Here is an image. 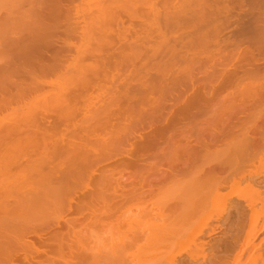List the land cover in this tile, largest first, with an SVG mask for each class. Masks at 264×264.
<instances>
[{
	"label": "rangeland",
	"instance_id": "374dc122",
	"mask_svg": "<svg viewBox=\"0 0 264 264\" xmlns=\"http://www.w3.org/2000/svg\"><path fill=\"white\" fill-rule=\"evenodd\" d=\"M26 1L37 14L28 12ZM30 1L13 8L6 22L1 19L6 26L0 21V218L5 223L0 221V260L9 254L3 258L8 264H32L35 245L41 249L47 244L44 239L55 233L64 236L83 227L85 264L264 262V0H147L151 19L144 16L143 5L128 6L131 0H113V6H123L114 8L112 0H102L105 24L102 19L96 22L105 31L99 34L100 27L89 24L92 30L85 31L91 38L79 31L93 19V6L82 0ZM109 3L112 7L106 8ZM22 18H28L24 24ZM18 29L23 30L17 35ZM45 92L52 98L46 100ZM98 106L105 110L101 113ZM64 153L73 157L69 160ZM47 183L59 187L51 190ZM43 195L51 201H44ZM25 197L29 201H23ZM29 204L35 208L32 212ZM54 204L62 205L61 210ZM18 207L22 210H15ZM47 213L55 217L43 216ZM33 230L45 236V242ZM19 236L26 243H20ZM15 241L21 247L29 242L33 250L25 251L31 257ZM8 245L11 253L4 250L5 255L2 249Z\"/></svg>",
	"mask_w": 264,
	"mask_h": 264
},
{
	"label": "bare ground",
	"instance_id": "6f19581e",
	"mask_svg": "<svg viewBox=\"0 0 264 264\" xmlns=\"http://www.w3.org/2000/svg\"><path fill=\"white\" fill-rule=\"evenodd\" d=\"M22 1H23V0H0V21H1V19L4 17L2 20H3L4 22H6L5 20H7L8 17L12 16V15H11L12 9H13V8H16L18 5H20V3H22ZM32 1H33V0H32ZM37 1H38V0H37ZM37 1H36V2H37ZM69 1H70V0H69ZM74 1H75V0H74ZM110 1H111V0H110ZM116 1H117V0H116ZM118 1H119V0H118ZM120 1L122 2V0H120ZM197 1H198V0H197ZM200 1H201V0H200ZM203 1H204V0H203ZM203 1H202V4H200V5H204V4H203ZM205 1H208V0H205ZM212 1H213V0H212ZM26 2H27V1H26ZM26 2H25V3H26ZM29 2H31V1L29 0ZM102 2H103L102 0H82V2H81L83 5L86 4V5H88L89 7H92V6H93V7L95 8L94 12H91V13L94 14V17H93V15L91 16V15L87 14V17L90 16V17L93 18V19H90V21H89V20H86L87 17H85L84 20H86V21L88 22V25L90 24V25L92 26V25L94 24V25L97 26L98 28L100 27L99 30H101V31H98L99 34L102 33V31H105V30H103V29H104L103 24H105V23H103V21L105 22V20H104V12H106V11H103V15H101V14H102V9H103V7L101 6ZM106 2H109V1L107 0ZM123 2H124V1H123ZM126 2H128V1H126ZM208 2H209V1H208ZM216 2H217V1H216ZM25 3H23V4H25ZM27 3H28V2H27ZM27 3H26V5H29V6H30V4H29V3L27 4ZM41 3H42V2H41ZM41 3H39L38 6H40ZM44 3H47V2L44 1ZM72 3H74V2H72ZM76 3H77V2H76ZM76 3H75V4H72V5L75 6ZM104 3H105V2H104ZM110 3H111V2H110ZM110 3L108 4L109 6H108V5H104V6H106V8H108V7L110 8V7L113 6V0H112V6L110 5ZM115 3H116V2H115ZM115 3H114L113 8L116 7V5H118L120 2H117L118 4H116V5H115ZM129 3H130V5H128V6H131V5H132V6H136V5H141V6H142V5H143L144 8H145V13L143 12V13H144V16H145L147 19L150 18V16H147V15H149V14H148V11H147V10H148V7H147V6H148V3H147V0H131V2L129 1ZM199 3H200V2H199ZM209 3H210V2H209ZM240 3H241V2H240ZM33 4H34V3H33ZM124 4H125V2L123 3V5H124ZM205 4H208V3L206 2ZM212 4H213V3H212ZM222 4H223V3H222ZM26 5H25V6H26ZM45 5H47V4H45ZM102 5H103V4H102ZM125 5H126V4H125ZM160 5H161V4H160ZM209 5H210V4H209ZM120 6H122L121 3H120ZM150 6H151V4H150ZM157 6H158V5H157ZM20 7H23V6H20ZM33 7H34V5H33V6H30L28 12L31 13V12L33 11V15H35V14H37V13H36V11H35V10H36L35 8L32 9ZM47 7H48V6H47ZM70 7H71V6H70ZM93 7H92V8H93ZM122 7H123V6H122ZM125 7H126V6H125ZM158 7H159V6H158ZM25 8H26V7H25ZM61 8H62V7H61ZM71 8H72V7H71ZM71 8H70V11H71ZM76 8H77V7H76ZM94 8H93V9H94ZM117 8H118V7H117ZM127 8H128V7H127ZM23 9H24V7H23ZM23 9L21 8L20 10H23ZM27 9H28V8H27ZM31 9H32V10H31ZM53 9H54V8H53ZM58 9H59V8H58ZM68 9H69V8H68ZM68 9H66V10L68 11ZM83 9H84V8H81V12L79 11V13H81V14L84 13V12H82V11H84ZM85 9H86L87 11L89 10L88 8H85ZM120 9H121V8H120ZM128 9H131V8H128ZM132 9H133V7H132ZM132 9H131V10H132ZM136 9H137V7H136ZM207 9H208V8H207ZM221 9H222V8H221ZM14 10L16 11V9H14ZM20 10H19V12H20ZM30 10H31V11H30ZM43 10H44V7H43ZM45 10H46V9H45ZM86 10H85V11H86ZM110 10H111V9H110ZM121 10H122V9H121ZM133 10H134L133 12H136L135 9H133ZM138 10H139V9H138ZM143 10H144V9H143ZM156 10H157V9H156ZM17 11H18V10H17ZM56 11H57V10H56ZM119 11H120V10H119ZM34 12H35V14H34ZM39 12H41V11L39 10ZM71 12H72V11H71ZM73 12H74V11H73ZM116 12H117V11H116ZM158 12H159V11H158ZM223 12H224V11H223ZM21 13H23V11H21ZM61 13H62V11L60 12V14H61ZM66 13H69V12H66ZM76 13H77V12H76ZM79 13H77V15H78ZM89 13H90V12H89ZM107 13L109 14V11H108ZM123 13H124V12H123ZM138 13H140V12H137V13H134V14H138ZM151 13H152V11H151ZM81 14H80V15H81ZM108 14H105V15H108ZM129 14H130V13H129ZM141 14H142V12H141ZM15 15H16V14H15ZM40 15H41V14H40ZM74 15H75V18H76L77 15H76L75 13H74ZM88 15H89V16H88ZM118 15H119V14H118ZM130 15H131V14H130ZM150 15H151V14H150ZM16 16H17V15H16ZM18 16H19V14H18ZM18 16H17V17H18ZM25 16H27V14H25ZM25 16H23V17H25ZM41 16H43V15H41ZM83 16H85V15L83 14ZM101 16H102V17H101ZM109 16H111V15L109 14ZM133 16H134V15H133ZM138 16H139V15H138ZM140 16H141L142 19H143V16H142V15H140ZM185 16H186V15H185ZM5 17H7V18H5ZM20 17H21V16H20ZM68 17H70V15H69ZM71 17H72V16H71ZM79 17H80V16H79ZM100 17H101V18H100ZM134 17H136V16H134ZM34 18H36V17H34ZM72 18H74V16H73ZM72 18H71V20H74V19H75V18H74V19H72ZM81 18H82V16H81ZM4 19H5V20H4ZM18 19L20 20V18H18ZM18 19H17V20H18ZM27 19H28V18H27ZM27 19L25 20V19L22 18V20H24L23 24L25 23V21H27ZM29 19L31 20V22L33 21V19H31V18H29ZM36 19H37V18H36ZM40 19H41V18H40ZM67 19H68V18H67ZM77 19H78V18H77ZM79 19H80V18H79ZM79 19H78V20H79ZM88 19H89V18H88ZM98 19H102V20H100V22L103 23L101 26H100V22H99V23H97L98 21L96 22V20H98ZM106 19H108V17H106ZM111 19H112V17H111ZM130 19H131V18H130ZM139 19H140V17H139ZM150 19H151V18H150ZM159 19H160V18H159ZM19 20H18V23H19ZM56 20H57V19H56ZM62 20H63V19H62ZM80 20H81V19H80ZM109 20H110V19H109ZM119 20H120V19H119ZM143 20H144V19H143ZM157 20H158V19H157ZM3 21H1V22H2V25H3ZM37 21L39 22V20H37ZM66 21H67V20H66ZM69 21H70V20H69ZM75 21H76V20H75ZM91 21H94V22L91 23ZM147 21H148V20H147ZM153 21H154V20H153ZM20 22H21V20H20ZM28 22H30V21H28ZM28 22L26 23L27 25L29 24ZM31 22H30V24H32ZM41 22H42V21H41ZM95 22H96L97 24H99V25H97ZM110 22H111V21H110ZM119 22H120V21H119ZM145 22H146V21H145ZM33 23H34V22H33ZM42 23H43V22H42ZM77 23H78V21H77ZM77 23H76V24H77ZM83 23H84V22H83ZM108 23H109V22H108ZM112 23H113V22H112ZM115 23H116V22H115ZM142 23H144V21H143ZM152 23H153V22H152ZM156 23H157V22H156ZM0 24H1V23H0ZM85 24H86V23H85ZM85 24H83V26H82V32L79 31L80 33H82V34H80V35L83 36V35L86 33V34H85L86 38H91V33H88L87 31L90 32V31L92 30V27H93L94 25H93L92 27L89 25V26H90V27H89L87 24H86V26H84ZM4 25L6 26V23H4ZM4 25H3V27H4ZM33 25H34V24H32V26H33ZM69 25H70V24H69ZM106 25H107V24H106ZM145 25H146V24H145ZM145 25H144V26H145ZM0 26H1V25H0ZM20 26H21V25H20ZM64 26H65V25H64ZM152 26H154V25H152ZM23 27H25V26H23ZM27 27H29V26H27ZM30 27H31V26H30ZM75 27H76V25H75ZM79 27H80V26H79ZM85 27H87V28H85ZM88 27H89V28H88ZM192 27H193V26H192ZM192 27H191V28H192ZM218 27H219V26H218ZM8 28H10V27L8 26ZM8 28H7V29H8ZM14 28H15V27H14ZM16 28H17V27H16ZM18 28H19V27H18ZM102 28H103V29H102ZM261 28H262V27H261ZM263 28H264V27H263ZM85 29H87V31H85ZM88 29H89V30H88ZM144 29H147V28L144 27L143 30H144ZM0 30H1V29H0ZM12 30H13V29H12ZM14 30H16V29H14ZM19 30H23V29H18V30L16 31V34H17V32H18ZM79 30H81V29H79ZM147 30H148V29H147ZM147 30H144V31L146 32ZM131 31H132V30H131ZM148 31H150V30H148ZM152 31H153V30H152ZM152 31H150V32H152ZM215 31H216V30H215ZM218 31H219V30H218ZM76 32H78V31L76 30ZM150 32H149V33H150ZM20 33H21V31H20ZM35 33H36V32H35ZM87 33H88V37H87ZM149 33H148V34H149ZM9 34H10V32H9ZM9 34H8V35H9ZM18 34H19V32H18ZM18 34H17V35H18ZM93 34H95V33H93ZM102 34H103V33H102ZM105 34H106V33H105ZM135 34H136V35L138 34L137 37H140V36L142 35V33H141V35H140V34L138 33V31H137V33L135 32ZM143 34L146 35L145 33H143ZM152 34H153V33H152ZM80 35H79V36H80ZM95 35H96V34H95ZM128 35H129V34H128ZM1 36H2V35H1ZM19 36H20V35H19ZM92 36H93V35H92ZM100 36H101V35H100ZM28 37H29V36H28ZM148 37H151V36H148ZM7 38H8V37H7ZM21 38H22V37H21ZM83 38L85 39V37H82V39H83ZM95 38H96V37H95ZM143 38H144V37H143ZM79 39H80V38H79ZM99 39H100V38H99ZM104 39H105V38H104ZM137 39H138V38H137ZM146 39H148V38H146ZM203 39H204V38H203ZM8 40H9V39H8ZM10 40H11V39H10ZM12 40H15V39H12ZM37 40H38V39H37ZM90 40H91V39H90ZM90 40H89V42H90ZM91 41H92V40H91ZM102 41H103V40H102ZM136 41H137V40H136ZM143 41L145 42V41H147V40H143ZM149 41H150V40H149ZM7 42H8V41H7ZM70 42H71V41H70ZM133 42H134V41H133ZM137 42H138V41H137ZM62 43H63V42H62ZM76 43H77V42H76ZM85 43H87V42H85ZM100 43H101V42H100ZM1 44H2V42H1ZM3 44H5V43H3ZM3 44H2V45H3ZM10 44H11V43H10ZM142 44H143V43H142ZM11 45H12V44H11ZM136 45H137V44H136ZM196 45H197V44H196ZM0 46H1V45H0ZM5 46L7 47L8 45L6 44ZM5 46L3 45V49L5 48ZM75 46H76V45H75ZM142 46H143V45H142ZM198 46H199V45H198ZM1 47H2V46H1ZM144 47H145V46H144ZM199 47H200V46H199ZM7 48H8V47H7ZM68 48H69V47H68ZM136 48H137V47H136ZM136 48H135V49H136ZM145 48H146V47H145ZM22 49H23V48H22ZM76 49H79V48H76ZM87 50H88V49H87ZM138 50H139V48H138ZM138 50H137V51H138ZM145 50H146V49H145ZM1 51H2V50H1ZM3 51H4V50H3ZM133 51H134V50H133ZM84 52H85V51H84ZM99 52H100V51H99ZM135 52H136V50H135ZM138 52H140V51H138ZM138 52H136V53H138ZM0 53H2V52H0ZM5 53H8V52L6 51ZM75 53H77V52L75 51ZM92 53H93V52H92ZM81 54H82V53H81ZM90 54H91V53H90ZM132 54H133V53H132ZM3 55H4V53H3ZM84 56H85V55H84ZM134 56H135V55H134ZM79 57H80V56H79ZM8 59H9V58L7 57V61H8ZM36 59H37V58H36ZM77 59H78V58H77ZM77 59H76V60H77ZM79 59H80V58H79ZM61 60H62V59H61ZM134 60H135V59H134ZM190 60H191V59H190ZM78 62H79V61H78ZM189 62H190V61H189ZM72 63H73V62H72ZM79 63H80V62H79ZM97 63H98V62H97ZM133 63H134V62H133ZM60 64H61V63H60ZM75 64H76V62H75ZM89 64H90V63H89ZM69 65H71V64H69ZM85 65H86V64H85ZM62 66H63V65H62ZM72 66H73V65H72ZM88 66H92V64H91V65H88ZM4 67H5V66H4ZM67 67H68V66H67ZM97 67H98V66H97ZM68 68H69V67H68ZM72 68H73V67H72ZM82 68H83V66H82ZM89 68H90V67H89ZM78 69H79V68H78ZM76 70H77V68H76ZM76 70H75V72H76ZM81 70H83V69L80 68V69L77 70V71H78V72H79V71L81 72ZM187 70H188V69H187ZM88 71H89V69H88ZM191 71H192V70H191ZM4 72H5V71H4ZM84 72H85V71H84ZM84 72H83V73H84ZM86 73H87V72H86ZM88 73H89V72H88ZM76 74H77V73H76ZM74 75H75V74H74ZM84 75H85V74H83V76H84ZM87 77H88V76H87ZM37 79H39V78H37ZM58 80H59V79H58ZM82 80H83V79H82ZM87 80H88V78H87ZM87 80H86V81H87ZM36 81H37V80H36ZM44 81H45V80H44ZM44 81H43V82H44ZM11 82H12V81H11ZM37 82H40V79H39V81H37ZM49 82H50V81H49ZM79 82H80V81H79ZM87 82H89V81H87ZM87 82H86V84H87ZM45 83H46V81H45ZM4 84H5V83H4ZM42 84L44 85V83H42ZM82 84H83V83H82ZM83 85H84V84H83ZM83 85H82V86H83ZM87 85H88V84H87ZM87 85H85V87H87ZM21 86H22V85H21ZM46 86H47V85H46ZM46 86H45V87H46ZM58 86H61V84L58 85ZM80 86H81V85H80ZM82 86H81V88H82ZM104 86H106V85H104ZM23 87H24V86H23ZM64 87H65V85H64ZM109 87H110V86H109ZM60 88H61V87H60ZM60 88H59V89H60ZM68 88H69V87H67V86H66V88H65V89L67 90V92L69 91ZM126 89H127V88H126ZM66 90H65L63 93H65ZM84 90H85V89H84ZM113 90H114V89H113ZM116 90H117V89H116ZM61 91H62V90H61ZM80 91H81V90H80ZM87 91H88V90H87ZM99 91H100V90H99ZM104 91H105V90H104ZM67 92H66V94H67ZM105 92H106V91H105ZM108 92H109V91H108ZM111 92H112V91H111ZM114 92H115V91H114ZM45 93H46V92H45ZM59 93H60V92H59ZM63 93H61V95H64ZM68 93H69V92H68ZM117 93H119V92H117ZM121 93H122V92H121ZM121 93H119V94H121ZM128 93H129V92H127V94H128ZM42 94H43V93H42ZM42 94H41V95H42ZM109 94H110V93H109ZM46 95L48 96V97H46V98H47L46 100H48V98H49V96H50L51 94H49V92H48V94L46 93ZM57 95L61 96L60 94H57ZM105 95H106V94H105ZM110 95H111V94H110ZM112 95H113V94H112ZM0 96H1V95H0ZM59 96H58V97H59ZM108 96H109V95H108ZM127 96H128V95H127ZM129 96H130V95H129ZM41 97H42V96H41ZM44 97H45V94H44ZM44 97H43V98H44ZM55 97H56V96H55ZM58 97H57V99H58ZM64 97L66 98V96H64ZM67 97H68V96H67ZM88 97H89V96H88ZM95 97H96V96H95ZM98 97H99V96H98ZM102 97H103V96H102ZM123 97H124V96H123ZM51 98H52V96H51L49 99H51ZM53 98H54V97H53ZM62 98H63V96H62ZM89 98H90V97H89ZM92 98H93V97H92ZM100 98H101V97H100ZM111 98H112V97H111ZM60 99H61V98H60ZM96 99H97V98H96ZM103 99H104V98H103ZM116 99H117V97H116ZM125 99H126V97H125ZM1 100H2V99H1ZM87 100H88V99H87ZM101 100H102V99H101ZM110 100L113 101L112 99H110ZM110 100H109V101L107 100V101H108L107 104L110 102ZM131 100H132V99H131ZM53 101H54V99H53ZM57 101H58V100H57ZM57 101H56V102H57ZM85 101H86V100H85ZM104 101H105V99H104ZM104 101H103V102H104ZM118 101H119V100H118ZM118 101H117V102H118ZM45 102H46V101H45ZM48 102H49V101H48ZM48 102H47V104H48ZM51 102H52V101H51ZM51 102H50V103H51ZM56 102H55V104H56ZM59 102H60V101H59ZM90 102H91V101H90ZM61 103H62V102H61ZM110 103H113V102H110ZM42 104H44V103H42ZM52 104H53V103H52ZM58 104H59V103H58ZM58 104H57V105H58ZM62 104H64V103H62ZM70 104H71V103H70ZM68 105H69V103H68ZM71 105H72V104H71ZM93 105H94V104H93ZM103 105H104V108L108 106V105L105 106L106 104H103ZM103 105H102V106H103ZM111 105H112V104H111ZM130 105H131V104H130ZM33 106H35V104H34ZM44 106H45V105H44ZM47 106H48V105H47ZM47 106H46V107H47ZM55 106H56V105H55ZM109 106H110V105H109ZM52 107H53V106H52ZM72 107H73V105H72ZM72 107L69 108V109H72ZM42 108H43V107H42ZM98 108H99V106H98ZM102 108H103V107H100V108H99V109H100V110H99L100 112L102 111ZM104 108H103V111L105 110ZM40 109H41V108H40ZM53 109H54V108H53ZM58 109H59V108H57V110H58ZM73 109H74V107H73ZM73 109H72V110H73ZM84 109H85V108H84ZM90 109H91V108H90ZM129 109H130V108H129ZM33 110H34V109H33ZM33 110H32V111H33ZM54 110H55V109H54ZM22 111H23V110H22ZM42 111H44V110H42ZM48 111H49V110H48ZM67 111H68V110H67ZM70 111H71V110H70ZM70 111H68V112L70 113ZM74 111H75V110H74ZM99 111H97V112L99 113ZM103 111H102V112H103ZM29 112H30V110H29L28 112H25V113H29ZM62 112H63V111H62ZM62 112H61V113H62ZM71 112H72V111H71ZM78 112H79V111H78ZM86 112H87V111H85V113H86ZM97 112H96V113H97ZM102 112H101V113H102ZM17 113H18V112H17ZM49 113H50V111H49ZM61 113H59V114H61ZM72 113H76V111H75V112H72ZM98 113H97V114H98ZM101 113H100V114H101ZM128 113H129V112H128ZM50 114H51V113H50ZM56 114H57V113H56ZM77 114H78V113H77ZM17 115H18V114H17ZM17 115H16V116H17ZM19 115H20V116H21V115L24 116V114H19ZM27 115H29V114H27ZM31 115H32V114H31ZM93 115H94V114H93ZM98 115H99V114H98ZM98 115H97V116H98ZM102 115H103V114H102ZM16 116H15V117H16ZM61 116H63V115H61ZM71 116H72V115H71ZM88 116H91V115H88ZM95 116H96V115H95ZM99 116H100V115H99ZM18 117H19V116H18ZM26 117H27V116H26ZM58 117H60V115H59ZM11 118H12V116H10V119H11ZM22 118H23V117H22ZM24 118H25V116H24ZM63 118H64V116H63ZM82 118H83V117H82ZM88 118H89V117H88ZM30 119H31V118H30ZM15 120L18 121V119H15ZM19 120H21V119H19ZM87 120H88V119H87ZM122 120H123V119H122ZM22 121H24V120H22ZM27 121H28V120H27ZM18 122H20V121H18ZM30 122H31V121H30ZM33 122H34V121H33ZM33 122H31V123H33ZM91 122H92V120H91ZM16 123H17V122H16ZM28 123H29V122H28ZM7 124H8V123H7ZM11 124H12V123H11ZM13 124H14V123H13ZM90 125H91V123H90ZM92 125H93V123H92ZM112 125H113V124H112ZM0 126H3V125H0ZM6 126H7V125H6ZM9 126H10V125H9ZM16 126H17V124H16ZM22 126H23V125H22ZM126 126H127V125H126ZM4 127H5V126H4ZM14 127H15V126H14ZM32 127H33V126H32ZM91 127H92V126H91ZM0 128H3V127H0ZM10 128H11V127H10ZM19 128H21V127L19 126ZM125 128H126V127H125ZM125 128H124V129H125ZM8 129H9V128H8ZM12 129H13V127H12ZM15 129H16V127H15ZM93 129H94V128H93ZM20 130H21V129H20ZM23 130H24V129H23ZM110 130H111V129H110ZM13 131H14V130H13ZM13 131H11V132H13ZM21 131H22V130H21ZM8 132H10V131H8ZM28 132H29V131H28ZM86 132H87V131H85L84 134H86ZM125 132H126V131H125ZM18 133H20V132H18ZM88 134H89V133H88ZM94 134H96V133L94 132ZM1 135H2V132H1ZM9 135H10V133H9ZM7 136H8V135H7ZM10 136H11V135H10ZM26 136H27V135H26ZM28 136H29V135H28ZM28 136H27V137H28ZM45 136H46V135H45ZM65 136H66V135H64V137H65ZM75 136H76V135H75ZM89 136H90V135H89ZM114 136H116V135H114ZM0 137H2V136H0ZM21 137H22V136H20V138H21ZM31 137L33 138L34 136H31ZM15 138H16V136H15ZM20 138H19V136H18L17 139H20ZM23 138H24V137H23ZM29 138H30V137H29ZM29 138H28V139H29ZM49 138H50V137H49ZM49 138H48V139H49ZM72 138H73V136H72ZM112 138H113V137H112ZM30 139H31V138H30ZM48 139H47V140H48ZM66 139H67V138H66ZM13 140H14V139L12 138V141H13ZM25 140H26V139H25ZM50 140H51V139H50ZM56 140H57V139H56ZM74 140H75V139H74ZM79 140H80V139H79ZM107 140H108V139H107ZM114 140H115V139H114ZM3 141H4V140H3ZM7 141H8V139H7ZM7 141H6V142H7ZM40 141H41V140H40ZM51 141H52V140H51ZM77 141H78V140H77ZM10 142H11V141H10ZM16 142H17V141H16ZM48 142H50V141H48ZM110 142H111V141H109V143H110ZM26 143H29V142H25V143H24L25 146L28 145V144H26ZM35 143H36V141H35ZM37 143H38V142H37ZM37 143H36V146H38V144H39L40 142H39L38 144H37ZM41 143H43V142H41ZM63 143H64V142H63ZM109 143H108V145H109ZM5 144H6V143H5ZM7 144H8V143H7ZM7 144H6V145H7ZM33 144H34V143H33ZM43 144L45 145V143H43ZM47 144H48V143H47ZM71 144H72V143H71ZM75 144H76V143H75ZM6 145H5V146H6ZM39 145H40V144H39ZM67 145H68V144H67ZM33 146H35V145H33ZM73 146H74V145H73ZM38 147H39V146H38ZM41 147H42V149L46 148V147L40 146V148H41ZM48 147H49V146H48ZM59 147H60V146H59ZM26 148H27V147H26ZM51 148H52V147H51ZM51 148H50V149H51ZM55 148H56V145H55ZM55 148H54V150H55ZM61 148H63V147H61ZM74 148H75V147H74ZM29 149H30V148H29ZM31 149H32V148H31ZM31 149H30V150H31ZM38 149H39V148H38ZM42 149H41L40 151H42ZM63 149H64V148H63ZM72 149H73V147H72ZM96 149H97V148H96ZM0 150H1V149H0ZM30 150H29V151H30ZM58 150H59V149H58ZM64 150H68V149H64ZM99 150H100V149H99ZM101 150H103V149H101ZM105 150H106V149H105ZM26 151H27V150H26ZM29 151H28V152H29ZM44 151H45V149H44ZM51 151H53V150L51 149ZM59 151H60V150H59ZM59 151H58V152H59ZM62 151H63V150H62ZM62 151H60V152H62ZM42 152H43V151H42ZM54 152H55V151H54ZM58 152H57V153H58ZM66 152H67V151H66ZM68 152H69V151H68ZM72 152H74V151L72 150ZM75 152H76V150H75ZM31 153H33V152L31 151ZM31 153H30V154H31ZM34 153H35V152H34ZM45 153H47V152H45ZM50 153H51V152H50ZM52 153H53V152H52ZM88 153H89V152H88ZM28 154H29V153H28ZM43 154H44V153H43ZM54 154H55V153H53L52 155H54ZM64 154H65V156L67 155V157H68V156H69V157L71 156V155H68V154H66V153H64ZM45 155H46V154H45ZM45 155H44V156H45ZM47 155H49V153H48ZM47 155H46V156H47ZM52 155H51V156H52ZM74 155H75V154H74ZM77 155H79V154H76L75 156H77ZM82 155H83V154H82ZM90 155H91V152H90ZM46 156H45V157H46ZM51 156H49V157H51ZM85 156H86V155H85ZM52 157H53V156H52ZM59 157H61V155H59ZM69 157H68V158H69ZM71 157H73V156H71ZM71 157H70V158H71ZM77 157H78V156H77ZM83 157H84V156H82V157H80V158H83ZM90 157H91V156H90ZM98 157H99V156H98ZM33 158H34V157H33ZM47 158H48V156H47ZM62 158H63V157H62ZM64 158H65V157H64ZM68 158H67V159H68ZM70 158H69V160H70ZM95 158H96V156H95ZM51 159H54V158H51ZM67 159L65 158V160H67ZM78 159H79V157H78ZM92 159H94V157H93ZM98 159H99V158H98ZM32 160H33V159H32ZM47 160L50 161V159H47ZM79 160H80V159H79ZM80 161H81V160H80ZM97 161H98V160H97ZM97 161H96V163H97ZM32 162H34V160H33ZM40 162H41V161H40ZM44 162H45V160H44ZM47 162H48V161H47ZM47 162H46V163H47ZM50 162H51V161H50ZM98 162H99V161H98ZM41 163H42V162H41ZM69 163H71V162L69 161ZM72 163H75V162H72ZM42 164H44V163H42ZM42 164H41V165H42ZM48 164H49V163H48ZM54 164H55V163H54ZM93 164H94V163H93ZM67 165H68V164H67ZM69 165H70V164H69ZM30 166H31V165H30ZM33 166H35V165L33 164ZM46 166H48V165H46ZM56 166H57V165H56ZM72 166H73V164H72ZM74 166H76V164H75ZM90 166H91V168H92V164H91ZM35 167H36V166H35ZM35 167H34V168H35ZM69 167H70V166H69ZM70 168H71V167H70ZM73 168H75V167H73ZM93 168H94V167H93ZM93 168H92V170H93ZM32 169H33V168H32ZM35 169H36V168H35ZM65 169H66V168H65ZM71 169H72V168H71ZM29 171H30V169H29ZM32 171H33V170H32ZM38 171H39V168H38ZM42 171H43V170H42ZM35 172H36V171H35ZM40 172H41V170H40ZM19 173H21V172H19ZM30 173H31V171H30ZM37 173H38V172H37ZM37 173H36V174H37ZM63 174H64V173H63ZM74 174H75V173H74ZM7 175H8V174H7ZM21 175H22V174H21ZM59 175H60V174H59ZM66 175H67V173H66ZM68 175H69V173H68ZM79 175H80V174H79ZM8 176H9V175H8ZM17 176H18V175H17ZM19 176H20V175H19ZM71 176H72V175H71ZM71 176H70V177H71ZM9 177H10V176H9ZM14 177H15V176H14ZM27 177L29 178V176H27ZM61 177H62V176H61ZM64 177H65V176H64ZM79 177H80V176H79ZM105 177H106V176H105ZM6 178H7V177H5V179H6ZM18 178H20V177H18ZM18 178H17V179H18ZM65 178H66V177H65ZM65 178H64V179H65ZM72 178H73V177H72ZM108 178H109V177H108ZM7 179H11V178H7ZM14 179H16V178H14ZM26 179H27V178H26ZM26 179H24V180H26ZM29 179H30V178H29ZM56 179H57V178H56ZM68 179L70 180L69 177H67V180H68ZM89 179H90V178H89ZM101 179H102V178H101ZM27 180H28V179H27ZM41 180H42V179H41ZM47 180H48V179H47ZM51 180H52V179H51ZM71 180H73V179H71ZM76 180H77V179H76ZM80 180H81V179H80ZM1 181H2V180H1ZM11 181H13V180L11 179ZM15 181H16V180H15ZM15 181H14V182H15ZM17 181H18V180H17ZM20 181H21V179H20ZM30 181H31V180H29V182H30ZM33 181H34V180H33ZM64 181H65V180H64ZM2 182H4V181H2ZM18 182H19V181H18ZM43 182H44V181H43ZM52 182H53V180H52ZM54 182H55V181H54ZM60 182H61V181H60ZM79 182H80V181H79ZM96 182H97V181H96ZM5 183H6V182H5ZM16 183H17V182H16ZM21 183H22V182H21ZM24 183L27 184L26 181H25ZM57 183H58V181H57ZM67 183H68V181H67ZM67 183H66V184H67ZM70 183H71V182H70ZM75 183H76V182H75ZM75 183H74V184H75ZM80 183H81V182H80ZM12 184H13V183H12ZM12 184H11V185H12ZM37 184L39 185V183H37ZM52 184H53V186H54V183H52ZM55 184H56V183H55ZM77 184L79 185V183H77ZM95 184H96V183H95ZM97 184H99V183H97ZM1 185H4V186H5V184H1ZM22 185H23V184H22ZM34 185L37 186L36 184H34ZM40 185H41V184H40ZM47 185H48V183L46 184V186H47ZM68 185H69V183H68ZM72 185H73V184H72ZM7 186H8V184H7ZM14 186H15V183H14ZM44 186H45V184H44ZM44 186H43V187H44ZM48 186L50 187L51 190H54V189H55L50 183H49ZM48 186H47V187H48ZM89 186H90V185H89ZM1 187L3 188V186H1ZM15 187H16V186H15ZM56 187H57V186H56ZM58 187H59V185H58ZM58 187H57V188H58ZM65 187H66V186H65ZM81 187H82V186H81ZM84 187H85V186H84ZM93 187H94V185H93ZM13 188H14V187H13ZM17 188H18V187H16V189H17ZM24 188H25V187H24ZM57 188H56L55 190H57ZM60 188H61V187H60ZM0 189H1V188H0ZM3 189H6V188H3ZM10 189H11V188H10ZM22 189H23V187H22ZM44 189H45V188H44ZM63 189H64V188H62L61 191H63ZM67 189H68V188H67ZM67 189H66V190H67ZM71 189H72V188H70V190H71ZM85 189H86V187H85ZM87 189H88V187H87ZM14 190H15V189H14ZM17 190L19 191V189H17ZM28 190H30V189H28ZM64 190H65V189H64ZM72 190H73V189H72ZM72 190H71V192H72ZM90 190H91V189H90ZM1 191H2V189H1ZM3 191H5V190H3ZM6 191H8V190H6ZM18 191H17V192H18ZM26 191H27V190H26ZM30 191H31V190H30ZM30 191H29V192H30ZM58 191H59V190H58ZM75 191H76V190H75ZM41 192H43V191H40V192H38V193L40 194ZM56 192H57V191H56ZM59 192H60V191H59ZM93 192H94V191H93ZM2 193H3V192H2ZM10 193H12V191H11ZM15 193H16V192H15ZM19 193H20V192H19ZM26 193H27V192H26ZM26 193H25V195H26ZM38 193L36 194V200H37V196L39 195ZM57 193H58V192H57ZM64 193H65V192H64ZM66 193H67V192H66ZM95 193H96V192H95ZM0 194H1V192H0ZM4 194H5V193H4ZM17 194H18V193H17ZM20 194H22V193H20ZM20 194H18V195H20ZM41 194H42V193H41ZM53 194L55 195V200H56V194H55V193H53ZM53 194H51V195H53ZM58 194H60V193H58ZM70 194H71V193H70ZM1 195H2V194H1ZM5 195H6V194H5ZM11 195H13V194H11ZM44 195H46L45 192H44ZM44 195H43V197H44V201H47V200H45V199H46L48 196L46 197V196H44ZM47 195H48V194H47ZM49 195H50V194H49ZM61 195H62V194H61ZM67 195H68V194H67ZM238 195H239V194H238ZM7 196H8V195H7ZM39 196H40V195H39ZM62 196H65V194H63ZM82 196H83V195H82ZM94 196H95V194H94ZM96 196H98V195H96ZM15 197H16V196H15ZM17 197H18V196H17ZM19 197H23V196L20 195ZM19 197H18V198H19ZM43 197H42V198H43ZM49 197H53V196H49ZM4 198H5V197H4ZM10 198H11V197H10ZM12 198L15 199L14 197H12ZM27 198H28V195H27ZM39 198H40V197H39ZM39 198H38V199H39ZM60 198H61V197H60ZM60 198H59V199H60ZM65 198H67V197L65 196L64 199H65ZM74 198H75V197H74ZM94 198H95V197H94ZM7 199H8V197H7ZM19 199H20V198H19ZM19 199H18V200H19ZM24 199H25V200H24ZM24 199H23V201H27V200L29 201V199L26 200V197H25ZM47 199H48V202H49V199H50V201H51L52 198H47ZM57 199H58V198H57ZM59 199H58V200H59ZM61 199H62V198H61ZM68 199H70V197H69ZM71 199H72V198H71ZM89 199H90V198H89ZM58 200H57V201H58ZM62 200H63V199H62ZM62 200H59V201H62ZM82 200H83V198H82ZM2 201H4V200H2ZM21 201H22V199H21ZM23 201H22V202H23ZM37 201H38V200H37ZM57 201H54V200H53L52 202H57ZM59 201H58V202H59ZM84 201H85V200H84ZM18 202H19V201H18ZM34 202H35V201H34ZM39 202H40V201H39ZM63 202H65V201L63 200ZM63 202H62V203H63ZM73 202H74V201H73ZM20 203H21V202H20ZM24 203H26V202H24ZM24 203H22V204H24ZM29 203H30V202H29ZM31 203H32V202H31ZM41 203L44 204V202H41ZM69 203H70V201H69ZM83 203H84V202H83ZM83 203H82V205H83ZM5 204H6V203H5ZM45 204H46V203H45ZM50 204H52V203L50 202ZM7 205H8V204H7ZM16 205H17V204H16ZM16 205H15V206H16ZM18 205H19V204H18ZM29 205H30V204H29ZM31 205H32V204H31ZM31 205H30V207H28L27 210H30V209L33 207V206L31 207ZM41 205H42V204H41ZM46 205H47V204H46ZM85 205H87V204H85ZM0 206H1V205H0ZM2 206H4V205H2ZM5 206H6V205H5ZM5 206H4V207H5ZM22 206H23V205H22ZM22 206H21V208H22ZM35 206H36V203L34 204V207H35ZM38 206H39V205H38ZM43 206H45V205H43ZM54 206H57V207H58L59 204H57V205L54 204ZM65 206H66V205H65ZM69 206H71V205H69ZM75 206H77V205H75ZM13 207H14V206H13ZM13 207H12V208H13ZM16 207H17V206H16ZM16 207H15V208H16ZM34 207H33V209H35ZM59 207H60V206H59ZM59 207H58V208H59ZM71 207H72V206H71ZM8 208H9V207H8ZM19 208H20V207H18V209H15V210H20ZM23 208H24V207H23ZM23 208H22V209H23ZM40 208H41V206H40ZM51 208H52V206H51ZM55 208H56V207H55ZM58 208H57V209H58ZM61 208H62V205H61V207H60V210H61ZM6 209H7V208H6ZM13 209H14V208H13ZM22 209H21V210H22ZM33 209H32V210H33ZM36 209H38L37 206H36ZM45 209H48V208H45ZM63 209H64V208H63ZM69 209H70V208H69ZM76 209H77V207H76ZM81 209L83 210V208H81ZM4 210H5V208H4ZM21 210H20V211H21ZM24 210H25V208H24ZM24 210H23V211H24ZM32 210H30V211L32 212ZM38 210H40V209H38ZM49 210H50V209H49ZM54 210H55V209H54ZM54 210H53V211H54ZM78 210H79V209H78ZM82 210H81V212H83V211L85 210V207H84V210H83V211H82ZM253 210H254V209H253ZM260 210H261V209H260ZM25 211H26V210H25ZM35 211H36V210H35ZM43 211H46V210L43 209ZM43 211H41V212H43ZM56 211L58 212V210H56ZM26 212H27V211H26ZM38 212H39V211H37V213H38ZM47 212H48V211H47ZM60 212H62V211H60ZM37 213H36V214H37ZM49 213L52 214V210L49 211ZM54 213H56V212H54ZM15 214H16V213H15ZM18 214H19V213H18ZM22 214H23V212H22ZM22 214H20V215H22ZM29 214H30V213H29ZM44 214H45V213H44ZM44 214H43V216H46L47 218H49L50 216H51V217H55V216H53V215H50V216L48 217V213H47L46 215H44ZM58 214H59V213H57L56 215H58ZM80 214H81V213H80ZM80 214H79V215H80ZM83 214H84V213H83ZM25 215H26V214H25ZM34 215H35V214H34ZM54 215H55V214H54ZM59 215H60V214H59ZM59 215L56 216L57 219H59V218H58V217H60ZM66 215H67V214H66ZM79 215H78V216H79ZM30 216H33V215L30 214ZM37 216H39V213H38ZM64 216H65V215H64ZM18 217H20V216H18ZM18 217H17V218H18ZM21 217H25V216L23 215V216H21ZM46 217H45V219H44V222L46 221ZM71 217H72V216H71ZM3 218H4V217H3ZM17 218H16V219H17ZM25 218H26V217H25ZM25 218H22L23 220L21 219V221H24ZM28 218H30L29 215H28ZM28 218H26V219H28ZM32 218H33V217H32ZM34 218H35V216H34ZM38 218H40V216H39ZM38 218H37V219H38ZM43 218H44V217H42L41 219H43ZM60 218H61V217H60ZM63 218H64V217H63ZM1 219H2V218H0V221H1ZM6 219H7V217H6ZM9 219H10V218H9ZM26 219H25V220H26ZM30 219H31V218H30ZM49 219H50V218H49ZM11 220H12V219H11ZM35 220H36V219H35ZM71 220H72V219H71ZM8 221L10 222V220H8ZM13 221H14V220H13ZM13 221H11V222H13ZM19 221H20V220H19ZM19 221L17 220V223H18ZM28 221H29V219H28ZM32 221H33V220H32ZM38 221H39V220H38ZM40 221H41V220H40ZM47 221H49V220L47 219ZM52 221L54 222V220H52ZM52 221H51V222H52ZM64 221H65V220H64ZM67 221H68V220H67ZM69 221H70V220H69ZM75 221H77V220H74V223L76 224ZM1 222H2V221H1ZM1 222H0V223H1ZM3 222H4V221H3ZM3 222H2L1 224H5V223H3ZM33 222H34V221H33ZM41 222H43V221H41ZM44 222H43V223H44ZM80 222H81V221H80ZM29 223L31 224L32 222L29 221ZM34 223L37 224V221L34 222ZM34 223H32V224H34ZM38 223L40 224V222H38ZM43 223H42V224H43ZM46 223H47V222H45V224H46ZM58 223H59V222H58ZM66 223H67V222H66ZM68 223H69V222H68ZM77 223H78V222H77ZM7 224H8V222H7ZM10 224H11V223H10ZM18 224H19V223H18ZM20 224H22V223H20ZM20 224H19V225H20ZM25 224H26V223H25ZM25 224H24V225H25ZM64 224H65V223H64ZM79 224H80V223H79ZM24 225H23V227H24ZM26 225H27V224H26ZM50 225H51V224H50ZM84 225H85V224H83V226H84ZM254 225H255V224H254ZM2 226H3V225H2ZM9 226H10V225H9ZM9 226H8V227H9ZM35 226H36V225H35ZM35 226L33 225V227H35ZM67 226H68V224H67ZM69 226H71L72 229H73V227H76V225L72 226V225H70V224H69ZM69 226H68V227H69ZM0 227H1V226H0ZM3 227H5V226H3ZM10 227H11V226H10ZM12 227H13V226H12ZM21 228H22V227H21ZM27 228H28V227H27ZM82 228H83V227H82ZM82 228H81V230H80V228H79V229H78L79 231H77V228H76V230L68 231V230H69V228H68L67 231H68L69 233H68L67 235H66V232H65V234L62 233L64 236H60V235L57 236V235H56V237H55V234H56V233H55V234L53 233V232L55 231V230H54V231L52 232V235L54 234V236L50 237L49 239H44L45 241L47 240V244L44 245L41 249H40V247H39V246H41V244H40V245H35V243L33 244V243L31 242L33 245H35V246L37 247V248H35V246H34V252L36 251V252H38V253L40 254V257H39V258L37 257L38 259L36 258L37 261L35 260V258H34V259L32 258V257L34 256V255H33V254H34L33 251H32L33 254L31 253V254H32V257H31V255L29 254V252L27 253V251H25V250H28V251H29V249H30V247H29V246H30V243L28 242L27 245H26V244L23 245L24 243H26V242H24V240L26 239L24 236H23V237H24V240H21V239L23 238V237L21 238V236H22L23 234H22L21 236L18 237V238H20V239H19V240H20V241H19L20 243L23 241L22 247L20 246V243H19V242H16V241H15V242H16V243H19L18 248L21 247V248L23 249L22 251H24V252H26V254H29V255H30V257H31V259H32L31 263L33 262L34 264H59V263H61V262H62L63 264H85V263H84L85 260H83L85 257H84L83 254L85 253L86 246H85V239H84V237H83L84 235L81 233V232H82ZM2 229H3V228H2ZM6 229H7V228H6ZM19 229H20V227H19ZM34 229H35V228H34ZM47 229H48V228H47ZM51 229H53V228L50 227L49 230H51ZM0 230H1V229H0ZM24 230H25V229H24ZM35 230H36V229H35ZM35 230H33V231H35ZM59 230H60V229H59ZM1 231H2V230H1ZM6 231H7V230H6ZM20 231H21V232H24V231H22V230H20ZM26 231L28 232L29 230H26ZM30 231H31V230H30ZM41 231H42V230H41ZM4 232H5V229H4ZM14 232H15V235L18 234V232H16V231H14ZM35 232H36V231H35ZM43 232H45V230H44ZM255 232H256V231H255ZM28 233H30V232H28ZM28 233H26V234H28ZM46 233H47V232H46ZM5 234H6V233H5ZM7 234H8V233H7ZM26 234H25V235H26ZM60 234H61V233H60ZM10 235H11V233L9 234V236H10ZM12 235H13V234H12ZM18 235H19V234H18ZM35 235H38V236H39L40 241H42L43 238H45V236H43V238H42V236H41L42 234H41V233H40V234H39V233L37 234V232H36ZM46 235H47V234H46ZM252 235H253V240H254V238H255L254 235H255V234H254V233H253V234L251 233V236H252ZM3 236H4V234H3ZM6 236H7V235H6ZM13 236H14V235H13ZM49 236H51V235H49ZM10 237H11V236H10ZM14 237H15V236H14ZM16 238H17V237H16ZM16 238H14V239H16ZM18 238H17V240H18ZM46 238H48V237L46 236ZM4 239H6V238L4 237ZM28 239H29V237H28ZM251 239H252V238H251ZM251 239H250V240H251ZM0 240H2V239H0ZM11 240H12V238H11ZM44 240H43V241H44ZM250 240H249V241H250ZM4 241H5V240H4ZM13 241H14V240H13ZM13 241H12V242H13ZM25 241H26V240H25ZM45 241H44V242H45ZM48 241H49V242H48ZM8 242H10V240H9ZM12 242H11V243H12ZM246 243H247V242H246ZM252 244H253V243H252ZM0 245H1V244H0ZM3 245H4V244H3ZM141 245H142V244H141ZM143 245H144V244H143ZM147 245H148V244H147ZM248 245H249V243H248ZM250 245H251V244H250ZM250 245H249V246H250ZM23 246H28L29 248H27V247H23ZM245 246L247 247V244H246ZM2 247H3V246H2ZM9 247H10L9 245H8V246H5L6 249L3 247L4 249H2V253H4V254L6 255V252H5L4 250H7V251H9V252L11 253V251H10L11 248H9ZM16 247H17V246H16ZM38 247H39V248H38ZM142 247H143V246H142ZM147 247H148V246H147ZM251 247H252V246H251ZM24 248H25V249H24ZM26 248H27V249H26ZM144 248H145V247H144ZM19 249H20V248H19ZM244 249H245V248H244ZM258 249H259V248H258ZM31 250H33V249L31 248L30 251H31ZM260 250H261V249H260ZM20 251H21V250H20ZM244 251H245V250H244ZM9 252H8V253H9ZM12 252H13V251H12ZM15 252H16V251H15ZM146 252H147V251H146ZM260 252H261V251H260ZM0 253H1V251H0ZM16 253H18V252H16ZM16 253H15V254H16ZM38 253H37V254H38ZM22 254H23V253H22ZM5 255H4V256H5ZM8 255H9V254H8ZM8 255H6V256H8ZM20 255H21V253H20ZM20 255H19V256H20ZM29 255H28V257H29ZM6 256H5V257H6ZM12 256H13V255H12ZM25 256H26V255H25ZM244 256H245V255H244ZM258 256H259V254H258ZM261 256L263 257V255H261ZM1 257H2V256H1ZM5 257H3V258H5ZM15 257H16V256H15ZM17 257H18V256H17ZM26 257H27V256H26ZM26 257H25V260L27 259V261L30 262V260H29L30 257H29V259L26 258ZM34 257H36V255H35ZM83 257H84V258H83ZM87 257H88V255H87ZM144 257H145V255H144ZM249 257H250V255H249ZM249 257H248V258H249ZM259 257H260V256H259ZM3 258H2L0 261H2ZM8 258H9V257H8ZM82 258H83V259H82ZM88 258H89V257H88ZM92 258H93V257H92ZM97 258H98V257H97ZM252 258L255 259V257H253V256H252ZM260 258H261V257H260ZM12 259H15V258L13 257ZM146 259H147V258H146ZM238 259H239V258H238ZM250 259H251V258H250ZM4 260H5V259H4ZM4 260H3V263H5V261L7 262V258H6L5 261H4ZM10 260H11V259H10ZM15 260H16V259H15ZM18 260H19V259H18ZM143 260H144V259H143ZM251 260H252V259H251ZM257 260H259V258H258ZM257 260H254V261L257 262ZM260 260H261V259H260ZM20 261H21V260H20ZM86 261H87V260H86ZM147 261H148V260H147ZM261 261H262V260H261ZM261 261H260V262H261ZM8 262H9V261H8ZM8 262L5 263V264H8ZM12 262H13V261H12ZM14 262L16 263V261H14ZM95 262H96V261H95ZM245 262H246V261H245ZM245 262H241V263H245ZM249 262H250V261H249ZM252 262H253V261H252ZM260 262H259V263H260ZM3 263H0V264H3ZM10 263H11V262H10ZM25 263H26V261H25ZM33 263H32V264H33ZM241 263H240V264H241ZM11 264H14V263H11ZM29 264H30V263H29ZM94 264H95V263H94ZM142 264H143V263H142ZM237 264H239V263L237 262ZM253 264H256V263H253ZM257 264H258V262H257ZM261 264H264V262L262 261Z\"/></svg>",
	"mask_w": 264,
	"mask_h": 264
}]
</instances>
